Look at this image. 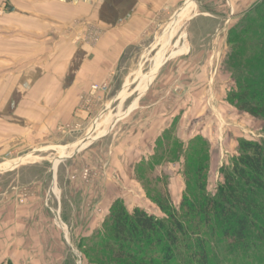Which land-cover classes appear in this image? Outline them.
<instances>
[{"label":"rangeland","instance_id":"374dc122","mask_svg":"<svg viewBox=\"0 0 264 264\" xmlns=\"http://www.w3.org/2000/svg\"><path fill=\"white\" fill-rule=\"evenodd\" d=\"M136 1L0 0V264H131L103 247L113 240L115 205L167 219L160 199L181 212L198 193L189 169L202 158L194 162V150L204 155L205 193L217 198L241 143H264V118L234 98L244 91L241 78L264 79V0L253 15L254 8L230 14L229 0L149 13L143 40L108 88L80 97L77 110L99 111L77 120L76 110L66 120L63 110L50 116L42 100L48 76L64 64L58 32L96 48L108 31L103 22L126 20ZM220 36L224 42H213ZM190 41L195 50L186 55ZM252 233L241 253L210 238L212 264H264V245Z\"/></svg>","mask_w":264,"mask_h":264},{"label":"trees","instance_id":"16d2710c","mask_svg":"<svg viewBox=\"0 0 264 264\" xmlns=\"http://www.w3.org/2000/svg\"><path fill=\"white\" fill-rule=\"evenodd\" d=\"M261 8H254L250 14ZM242 80L239 83L244 91L234 98L240 100L241 110L264 118V79ZM240 148L241 155L227 171L217 198L205 193L204 155L194 150V162L202 158L195 172L189 169L197 178L198 193L183 202L182 214L164 198L159 200L167 215L164 220L141 209L130 213L125 206L115 205L110 218L113 240L104 243L105 252L120 263L179 264L183 257L186 264H212L210 238L221 237L231 250L241 253L250 248V237L257 230L264 245V143L243 141Z\"/></svg>","mask_w":264,"mask_h":264},{"label":"crops","instance_id":"0c3cea01","mask_svg":"<svg viewBox=\"0 0 264 264\" xmlns=\"http://www.w3.org/2000/svg\"><path fill=\"white\" fill-rule=\"evenodd\" d=\"M191 1L194 2V0H138L131 9L132 16H129L126 20L114 23L112 21L103 22L105 25L104 27L108 31L96 48L76 46L72 41H68L71 38L70 36L58 32V39L62 42L60 48H64V51L62 52V54H65V57L62 58L64 64L60 70L53 69L52 74L48 76L53 78V83L51 88L47 87V93H50V95H47L45 99L42 100V102L46 103L44 108L51 111L49 112L50 116L54 114L55 110H63V113H61L63 117L62 119L66 120L68 117L72 118V114L74 110H76L74 117L75 120H77V118L89 117L97 109L99 111L100 105H97L94 108V111H90L89 113L77 110L80 104V97L84 93L91 92L94 86L107 84L109 81L117 77L121 71V63L128 50L143 40V34L150 26L149 13L158 12L167 6L172 7L177 11L182 3L189 4ZM229 1L230 5L228 12L233 15L242 13L246 14L262 2V0ZM196 7L200 11L202 7L201 2L196 4ZM196 21L199 22V16H196V18L192 20L190 28L193 27V24H196L194 27H197L198 22ZM70 22L71 19L70 21L62 23L68 24ZM53 25L54 27L52 30L59 28V24ZM58 39L53 48L54 53L56 54L60 53L58 52L57 46L59 42ZM212 40L213 42L218 40V43L224 42L222 36L212 37ZM193 49L195 50L194 43L190 41L189 47L186 49V55H189V52L191 55ZM181 53L182 50L174 52L172 57ZM162 66L158 65V67H156L157 69L155 68L151 83ZM151 83H149L146 89L143 90L144 92L147 91ZM99 94L101 98H106V95L102 93ZM91 116H94V114ZM175 119L176 117H173L168 123L171 125ZM162 123L165 124V121H162ZM166 129L164 128L163 130L165 131ZM157 138L158 135H156L155 139Z\"/></svg>","mask_w":264,"mask_h":264},{"label":"built area","instance_id":"2783aa9c","mask_svg":"<svg viewBox=\"0 0 264 264\" xmlns=\"http://www.w3.org/2000/svg\"><path fill=\"white\" fill-rule=\"evenodd\" d=\"M108 87H107V84H104V85H101V86H94L92 89H93V93H97V92H100L101 90H106Z\"/></svg>","mask_w":264,"mask_h":264},{"label":"bare ground","instance_id":"6f19581e","mask_svg":"<svg viewBox=\"0 0 264 264\" xmlns=\"http://www.w3.org/2000/svg\"><path fill=\"white\" fill-rule=\"evenodd\" d=\"M169 38L171 39V37H169ZM157 67H158V66H157ZM156 69H157V68H156ZM151 79H153V77H151ZM151 79H150V81L147 82L146 86L143 87V90H145L146 87L149 85V83L151 82ZM86 144H87V143H86Z\"/></svg>","mask_w":264,"mask_h":264}]
</instances>
